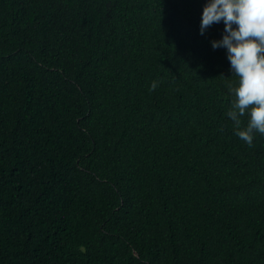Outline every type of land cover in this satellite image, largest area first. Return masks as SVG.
Segmentation results:
<instances>
[{"label": "trees", "instance_id": "obj_1", "mask_svg": "<svg viewBox=\"0 0 264 264\" xmlns=\"http://www.w3.org/2000/svg\"><path fill=\"white\" fill-rule=\"evenodd\" d=\"M205 2L0 0V264H264Z\"/></svg>", "mask_w": 264, "mask_h": 264}, {"label": "clouds", "instance_id": "obj_2", "mask_svg": "<svg viewBox=\"0 0 264 264\" xmlns=\"http://www.w3.org/2000/svg\"><path fill=\"white\" fill-rule=\"evenodd\" d=\"M221 22V38L210 41L211 47L225 49L229 69L238 77L235 86H229L232 101L226 115L234 134L252 146L254 133L264 136V0H206L200 34ZM156 88L153 82L150 90ZM245 115L246 125L240 119Z\"/></svg>", "mask_w": 264, "mask_h": 264}]
</instances>
